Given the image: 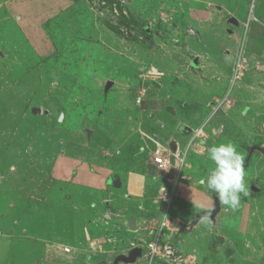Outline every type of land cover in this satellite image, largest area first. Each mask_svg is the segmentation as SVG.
I'll list each match as a JSON object with an SVG mask.
<instances>
[{"label":"rangeland","instance_id":"1","mask_svg":"<svg viewBox=\"0 0 264 264\" xmlns=\"http://www.w3.org/2000/svg\"><path fill=\"white\" fill-rule=\"evenodd\" d=\"M133 125L179 127L182 174L205 188L208 148L237 146L249 194L230 224L175 215L167 242L186 264H264V0H0V264H65L88 223L106 251L130 246L118 219L80 213L98 193L51 169Z\"/></svg>","mask_w":264,"mask_h":264},{"label":"crops","instance_id":"2","mask_svg":"<svg viewBox=\"0 0 264 264\" xmlns=\"http://www.w3.org/2000/svg\"><path fill=\"white\" fill-rule=\"evenodd\" d=\"M121 128L115 129L113 135L107 133L111 130L104 132L95 129L89 132L90 140L98 148L97 154L100 161L96 159L95 154H93L94 158L88 157V159L68 158L66 163H64L65 160L55 163L51 173L56 179H62L98 193L100 197L92 201L95 206L91 209L88 197L86 200L88 204L79 208L80 213L86 218L90 215L91 217L103 216V220L102 217L100 220L94 218L95 221H100L99 225L102 222L108 225L118 219L117 222L119 221L123 227L120 226V228L125 230L132 242L128 248L121 249L116 243L119 240L112 238V248L106 251L105 248L108 246L106 247L103 241L106 238H101L95 230L93 232L89 223L87 227L83 224L84 228L78 231L80 237L77 238V243L68 246L71 254L63 252L65 264H105L109 261L113 264L118 256L129 257L135 249L142 251L138 261L146 259L147 252L143 242L150 240L153 232L151 229L157 227L163 212L160 192L167 186L165 183L167 179L174 176V169L167 172L159 170L153 163V156L159 147H162V151L166 150L172 140L178 142L176 143L180 149L179 143L182 137L177 132L179 127L141 129L140 126L133 125L131 129ZM181 130L184 134L189 133L188 128ZM216 199L218 198L214 192L189 177H184L174 200L173 221L179 225L175 221V215L184 220L182 215L189 213L193 218L189 222L183 221L189 227H195L202 219H209L212 222L223 220L229 225V219H226L228 207L220 203V210L214 219L211 218L210 211L215 208ZM204 213H206L205 216L195 223V220ZM132 220L136 221V231L128 228V223ZM130 232L134 234L129 235ZM117 235L114 236L117 237ZM121 236L118 235L119 239ZM99 243L101 247L98 246ZM132 243L136 247H132Z\"/></svg>","mask_w":264,"mask_h":264},{"label":"built area","instance_id":"3","mask_svg":"<svg viewBox=\"0 0 264 264\" xmlns=\"http://www.w3.org/2000/svg\"><path fill=\"white\" fill-rule=\"evenodd\" d=\"M156 73L157 72L152 69L146 74V77L148 75L149 77L155 79L158 77ZM137 103H141V98H138ZM202 133V128L195 130L193 132L194 137L191 142L194 141L195 138H198ZM186 155L187 150L185 152H181L177 146L175 151H172L170 147L162 151V147H159L154 153L153 163L157 166V168L165 172L172 168L174 169V176L167 179V186L163 187L160 192L163 212L159 217L157 227L151 229L154 234H152L149 241L145 242L147 264H153L157 260H162L165 264H186L187 262L182 256H177L173 247L169 244V242H167V240L170 241L175 235L173 230L175 229L176 223L172 222L173 218L171 216V211L173 209L177 189L180 186V181L184 179L182 173ZM171 159L175 160L174 165H172ZM98 246L101 247V244H98ZM132 247H136L134 243H132ZM64 252L66 254H71V249L65 248Z\"/></svg>","mask_w":264,"mask_h":264},{"label":"clouds","instance_id":"4","mask_svg":"<svg viewBox=\"0 0 264 264\" xmlns=\"http://www.w3.org/2000/svg\"><path fill=\"white\" fill-rule=\"evenodd\" d=\"M208 158L215 165L206 181L207 189L216 194L221 205L235 211L241 206L242 195L249 190L245 183L244 156L231 142L208 148Z\"/></svg>","mask_w":264,"mask_h":264},{"label":"water","instance_id":"5","mask_svg":"<svg viewBox=\"0 0 264 264\" xmlns=\"http://www.w3.org/2000/svg\"><path fill=\"white\" fill-rule=\"evenodd\" d=\"M170 148L172 149V151H175L176 149V144L174 142H171L169 144ZM220 210L219 207V201L218 199H216V204H215V208L210 211V215L211 218L214 219V216L218 213V211ZM206 213H204L203 215L199 216L196 220L195 223H197L203 216H205ZM128 228L132 231H136V221L132 220L128 223ZM142 256V251L140 249H135L134 251H132L128 257L129 259V264H135V262L139 259V257Z\"/></svg>","mask_w":264,"mask_h":264},{"label":"trees","instance_id":"6","mask_svg":"<svg viewBox=\"0 0 264 264\" xmlns=\"http://www.w3.org/2000/svg\"><path fill=\"white\" fill-rule=\"evenodd\" d=\"M143 29L146 30V26L145 25H144ZM173 208H174V203H173ZM172 211H173V209H172ZM172 211H171V216H172V213H173Z\"/></svg>","mask_w":264,"mask_h":264}]
</instances>
